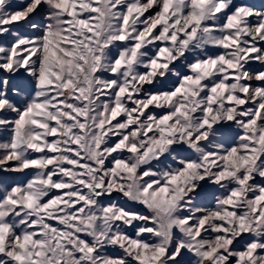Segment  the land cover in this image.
Wrapping results in <instances>:
<instances>
[{
	"label": "snow or ice",
	"instance_id": "obj_1",
	"mask_svg": "<svg viewBox=\"0 0 264 264\" xmlns=\"http://www.w3.org/2000/svg\"><path fill=\"white\" fill-rule=\"evenodd\" d=\"M0 264H264V0H0Z\"/></svg>",
	"mask_w": 264,
	"mask_h": 264
},
{
	"label": "rangeland",
	"instance_id": "obj_2",
	"mask_svg": "<svg viewBox=\"0 0 264 264\" xmlns=\"http://www.w3.org/2000/svg\"><path fill=\"white\" fill-rule=\"evenodd\" d=\"M255 2L259 3V2H260V0H255Z\"/></svg>",
	"mask_w": 264,
	"mask_h": 264
}]
</instances>
